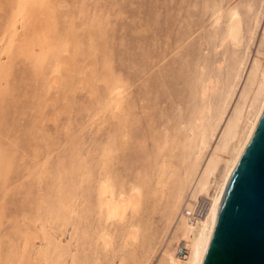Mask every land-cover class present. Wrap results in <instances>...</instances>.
Segmentation results:
<instances>
[{
	"label": "rangeland",
	"instance_id": "rangeland-1",
	"mask_svg": "<svg viewBox=\"0 0 264 264\" xmlns=\"http://www.w3.org/2000/svg\"><path fill=\"white\" fill-rule=\"evenodd\" d=\"M62 1H64V5L62 8L64 11L73 10L75 13L76 34L79 32L77 34L78 43H77L76 56L74 58H72L71 57L72 55H70L69 53L68 54L70 56L69 55L67 56V53L64 54V60L66 63L63 66H61L59 71L56 73L57 77L54 74L55 79H57V78L59 79V77H60L59 81H57L58 79L56 80L59 85L57 84V82H53V81L49 82L50 76L52 75V66H51L52 61H50L49 57H47L45 60L48 62V64H46V65L50 66L51 68L50 67L48 68L47 66H44L45 64L43 65L41 63L42 67L40 66V68H41L42 72L38 69L39 68L38 66H36V69L34 68L36 61H40V60H38V59L36 60L33 58V61H34L33 62L30 59V61L32 62V64L34 66H30L32 64L28 63V65L30 66V67H28V69L30 70L31 67H33L36 70L35 71L32 68L31 71L29 72L30 75L32 74L31 77L33 76L32 79H34V77L36 76L35 74H37L39 71L41 73L39 72L40 74L38 73L37 76H43L45 74V73L42 74L44 71V69H43L44 67H47V69H49V71H51L48 75L46 73V75H47L46 78H45L46 75L43 76L44 81H46L48 79V81L43 82V83H44V85L47 84V87H49V91H48V88L46 86L45 87L43 86V83L40 84V86H39V83L32 82V79L29 81L25 80V82H28L30 86H32V84H34L31 87L32 89L29 86V88L27 89L28 91H25V93L27 95H25V93H22L19 97H14V98H11L10 100H8V98L6 99V103L11 102V104L15 103L16 105H18V107H19L18 110H17V106L15 104L13 105V108H10V109H12L11 114L14 116L17 114L16 116H17V119H19V120H17L16 116H15V117H13V119L17 120V121H14V120H11V121L13 123L18 122V123H16V125L14 124V126L16 127V129L14 127L15 131H17V132L23 131V133L28 134L27 137L29 138V140H28V145H27L28 148L27 149H29V146H30V149L28 151H26L27 153H24L23 155L19 154L21 149L18 147H16V149H19V151L16 150L15 148H12V150H11L12 152L14 151V154L15 153L17 154L16 156L13 154V156H15L14 160H15L16 164L19 167H21L22 170H23V168H25L26 172L28 171L27 173L29 176L26 178V181H25L29 187V188L26 187V189H28L27 190L28 193L22 194L21 196H15L14 199H15V201H17L18 199L24 198V200L27 199V201L30 202V204L34 203L31 205V206L34 205L33 208L27 207L28 213H26V215L28 214L27 216H29V215L34 216V214H35L36 216H34V219L37 217L38 214H39V217L42 216L40 218H41V221H42V218L44 219L42 221L43 228L45 229V231H47L44 233H46V234L48 233V235H49L51 232L53 234V240L54 239L56 240V242L54 240L55 243L53 245L51 244V248H50V246L46 245L47 243L45 244V241L47 238L48 241L52 242V239H51L52 234H50L51 238H50V236H48V235L46 236V234H43L42 236L45 235L44 236V238H45L44 244L47 246V247H44V249L49 247L48 251H50V254L53 251L52 249H54V251L51 254L53 256H51V255L48 256V252L46 251L47 253L44 252V254L47 256V258H45L43 256V254L41 257V253H38L36 255L34 251L30 250V251H32V253L30 252L28 254V256H29V257L27 256L28 261H29V258L31 256L30 260H32L33 258H34L33 260H35V261H33V264H40V262H41V264H43V263L47 264V262H48V264H51L54 261H56L57 264H62L63 263L62 261L64 259H67V256L65 254L67 253V255H68V253H70V254L73 253V254H75V257L72 254L74 257V264H79V263L80 264H119V263L120 264H158L160 254H161V248H162V247H159L158 244L159 245L161 244L160 242H162L161 240H163L162 238L164 236L163 233L166 230H168V228L171 224L170 222H172V221H169V218L165 220V217H164V216H166V218H167V216H169V215H167L166 212L168 210V213H169L171 211V206L173 205L172 199H174V198H172V197L175 194V193L173 194V192L175 191V189H174L175 186H173L172 183L174 181H175L173 183L174 185L177 183H180V180L183 177V173H184V169H185V167L183 166L184 163L179 165L180 163H177V162L179 161V159L181 161L182 153L184 156L186 153L185 150L188 149L187 147H189L188 142H186L185 138H183L184 136L180 137L181 136L180 133L176 134V132H177L176 127L173 128L174 131L172 129V133H171V131H170L171 126L168 125L169 126L168 127L167 125H165L163 123L167 118L165 115H167V116L169 115L168 111L171 108L170 105L172 106V102H176L173 104L174 106L172 107V109L175 107L176 104H180L182 106L183 110L186 111L184 113L185 114L184 116L185 117L187 116L188 118H190L187 115V111L192 110L193 104L189 105V103H191L190 101L192 100V98L190 97L191 94L188 93V92H190V90L187 92V89L189 88L192 90L193 86H191L192 87L191 88L190 85H188V83L190 81L189 82H187V81L188 80L193 81V79L195 77H193V76L190 77L191 75L189 74V72H187L189 79L186 78V75H185L186 71L183 70L184 65L186 67H188L187 71H191V73L195 74V76L197 77L196 72H198V71L200 72V70H198L199 67L197 69L196 65L200 66V63H202V65H203V63L206 62L207 64H204V65L205 66L207 65L208 72H210L209 70H211L212 73H214V74L216 73V70H215L216 68H214L215 67L214 62L219 59L218 56L216 55V53L219 55V57L221 56L220 59L225 57L222 59V60L226 61V62H224L226 65L223 64L221 66L222 72L224 71L223 67H225V71H226V68L229 64L231 65V63H232V65H234L233 63H236L234 60H236L238 55H241L240 57H242L243 53L246 52V50H245L246 47H248V50H250L249 52L251 54H253L256 50V47H255L256 42L258 41L257 40L258 34H259L258 29L260 28V26H262V24L264 26V12H263L264 6L262 5L261 6L262 8L260 7L258 10V13L262 16L259 15V25L260 26L258 27V29H257L258 31H257L255 37L253 38L254 40L253 39L251 41L247 40V39H249V37L247 35H245L244 42L242 41V44H239L237 47H233L231 45L225 44L226 45L225 48L224 47L223 48L218 47L217 49H214L215 43L217 41L214 40L215 39L214 36L211 35V33L209 32V29L207 27V24L204 22L205 19L202 18V15H201L202 11L201 10L203 8L199 10V7L203 6V3H204V1H202V0H60L59 2H62ZM192 1H193V3H192ZM200 1H201V3L203 2L202 5L200 4ZM238 1H242V0H238ZM71 2H73V3H71ZM191 4H192V6H191ZM243 6H244V4H243ZM242 7H241V10H242L241 13L244 14L246 12V9H245V7L242 9ZM199 13H201V14H199ZM164 20H165V22H164ZM186 24L188 25V27L186 26ZM200 24H202V25H200ZM84 40H85V42H84ZM252 41H254L255 44H253ZM210 45H212V46H210ZM158 50L163 51V54L161 57L163 60L161 63L162 65L155 70L153 69L154 71H151L152 69H150V68H149L150 70L147 71L148 67H146V65H148V64L150 65L151 63L146 62L144 55H143L144 52H146L150 56H153L154 54H156L158 52ZM77 52H78V54H77ZM153 52H155V53H153ZM223 52H225V53H223ZM221 53L224 55H222ZM75 58H76V61H75ZM69 59L71 62L69 61ZM143 59H144V61H143ZM214 59H216V60L214 61ZM229 60H230V62H229ZM46 61H44L43 63H45ZM74 61L76 62L75 68H73L74 63H75ZM211 62H213V63L211 64ZM4 63H6V59L2 55L0 57V66L3 65ZM70 63L73 64L72 65L73 67L71 66ZM187 63H189V64L186 65ZM210 64H211V68H212V65L214 64L213 65L214 69L209 68ZM36 65H38V64H36ZM135 65H136V67H135ZM204 65H203L204 69H207V68H205ZM162 66H164V67L166 66L165 67L166 70H164L165 68H162ZM168 67H170V68L173 67V69H170L173 72L169 71ZM193 67H196V68H193ZM180 68H182V69L180 70ZM189 68H190V70H189ZM131 69H132V71H131ZM160 69H162V70H160ZM37 70H39V71H37ZM62 70L63 71L65 70V72H63ZM192 70L194 71V73ZM213 70H215V71H213ZM45 71L49 72L47 70H45ZM127 71L129 72L131 79L134 81L133 85L136 83L134 86L131 85V87H129V89H128L127 84L125 85V83H124L125 81L127 82V80H125V79H127V76H128ZM140 71L141 72L143 71V73L141 74ZM155 71H156V73H154ZM167 71H169L170 74L172 73L173 79H170L171 77L170 78L167 77V75L170 76ZM179 71H182V73L178 74ZM61 72L64 75L66 73V76L63 80L61 79V77L63 76ZM150 72L152 74H150ZM184 72H185V74H183ZM68 73L69 74L72 73L73 75L72 74L69 75ZM139 73H140V76H142V77H141V80L138 82L137 77H138ZM153 73L155 74V77H154L155 81H157L156 75H157V79H158L160 74H161V77L166 75V77L169 79L166 82L163 79L164 77L163 78L160 77V79H163L162 81H164V83L166 82L165 84L162 81L160 83L164 84L165 87L167 88L165 91H167L168 93H166L165 91H163V92H165L166 96L169 98H167L165 96L163 98L162 94H164V93H162V94L160 93L163 90V89L162 90L160 89L161 88L160 85H162L159 83L160 79H158V81H157L159 83V85H157L158 83L154 84L155 82H153L154 80L152 78L153 77L152 75H154ZM147 74H150V76H148ZM177 74L179 76L183 74V77L185 76V78L179 77ZM67 76H70L71 78L68 79L69 77L67 78ZM113 77L115 80L113 79ZM135 77H136V80L134 79ZM178 77L183 78V79H179ZM72 78H73V80H72ZM66 79L69 82L70 81H72V82L69 83ZM112 79L114 80L113 82H112ZM185 79H187V81ZM181 80H183V81L181 82ZM61 81H64V82L66 81L67 85H65L66 82L64 83ZM184 81H185V83L187 82V84L183 83ZM25 82L23 81L24 84H25ZM140 82H141V84H140ZM49 83H51V85ZM61 83L64 84L63 88L61 87L63 85V84L61 85ZM68 83L71 86H69ZM118 83L119 84L121 83L120 85H118L120 87V89L117 86ZM74 84H75V86H74ZM179 84H181V86ZM164 85H162V87H164ZM185 85H188V86H185ZM191 85H193V83ZM41 86L46 88L48 92L46 90H43L44 88H42ZM121 86H123V87H121ZM132 86H133L134 91H138V89L140 88V90H144V92H145L144 97H146V99H145L144 103H140V105L143 104L144 106H146V100L148 103L149 98H151L149 101L153 100L151 103H154V104L150 103L151 105H157V106H150L147 104L148 106L145 107V108H148L147 110L150 111V113H151V114H149V116H151V115L155 116L154 119L152 118L153 121L151 120L152 123L154 122L155 124L151 125V123H150L148 128L151 130L152 133H150L148 135V133H145L144 129H142L141 122L139 121V118L136 116V113H135L136 110L135 109L130 110V111H128L127 118L126 117L125 118L128 122H130L131 119L134 120V122L130 123V125H131V131H130L131 135L130 136H132V138L129 136L128 140L126 139V141H125V139H124V141H125V143H124L121 140V137L119 136V137H116V139L114 141L113 138H114V136H116L114 134L115 133L114 129L117 128L118 124H119L118 126H120V124H121V121H120L121 116L120 115L123 112L121 110L119 113H121V112L122 113L118 114L119 116L117 115L116 117H113V113L110 112V111H112L110 108L111 107V105H110L111 101L110 100H112L114 94L116 93L118 99L120 96H122L121 98L123 99V100H119L120 106L123 108L124 104H125L124 108L129 109L130 108L129 105L126 106L127 97H128L127 94H129V92H130L129 90L132 91ZM157 86H158V89H160L159 91L157 89ZM38 87L40 89H38ZM64 87L66 88L65 90H63ZM125 87H127L126 89L128 91L126 89H124ZM143 87H145V88L143 89ZM53 88H56V89H53ZM58 88H60V89H58ZM154 88H156V90ZM34 89L35 90L38 89V90L35 91ZM68 89L70 91H67ZM30 90H32V91H30ZM40 90L43 92L45 91L44 94L46 92L47 93L45 95H42L43 92H41ZM116 90H117V92H116ZM152 90H154L153 93H156V94H152ZM175 90H176V93H174ZM29 91H30V93H29ZM40 92H41V96L43 98L39 97ZM157 92H159V93H157ZM28 93L30 95H28ZM59 93L62 94L61 97H58V96H60ZM54 94L57 95V97H58L57 100H56L57 97ZM67 94H68V96H67ZM167 94L168 95L173 94V95H171L172 96L171 97V96H168ZM175 94L177 96V97H175V99L177 101L176 100L173 101V96ZM62 96H64V97L66 96L65 99L67 98L66 99L67 102H65L63 100L64 97H62ZM154 96H156V98ZM157 96H159L158 98H160V100L157 98ZM187 96L190 97L191 100L189 98H187ZM170 97H171V101H170L171 104L169 102ZM35 98H37V99L42 98V102H41L42 104H40V102H35V101H37V99L35 100ZM53 98H54V100H53ZM60 98H63V99L60 100ZM21 99H24L25 102L28 101L29 104L31 102L32 103L30 105L31 109H33V107H35V105H36L35 103H37L38 105L40 104L42 106V108H41V106H38V110H40L39 108H41V111H38L36 108H34V112H33V110L29 109L28 107L27 108L24 107L26 105L29 106L28 102L25 103L24 100L22 101ZM43 99H46V100H43ZM50 99H52L53 101ZM33 100H34V102H32ZM55 100H56V102H54ZM155 100H156V104H155ZM18 101H20L21 103ZM38 101H41V99ZM59 101H61V102H59ZM47 102L49 105H48V108L46 105V108H47L46 109L45 106L43 107V104H47ZM121 102H123V103H121ZM57 103H58V105H57ZM66 103L69 105H66ZM162 103H163V105H162ZM187 103H188V105H185ZM19 104H20V106H19ZM121 104H123V105H121ZM136 104H137L136 102H133L130 105L132 106V108H134L135 107L134 105H136ZM109 105H110V107L108 108ZM50 106H53V107H50ZM191 106H192V108H191ZM69 107H71V109H68ZM152 107L153 108L156 107V108L153 109ZM188 107H189V109H188ZM23 108H24L25 112L27 109H29L28 110L29 113L26 112V114H25V112L23 110L20 111V109H23ZM53 108H54V110H53ZM62 108H64V110ZM106 108H107V110H106ZM97 109H98V111H97ZM152 109L155 110V114H152V113H154ZM167 109H168V111H165ZM99 110H101V111H99ZM108 110H109V112H107ZM15 111H17V113ZM22 111L24 113H21ZM161 111L164 112V114L161 113L163 115L160 114ZM190 111H189V115L192 113V112L190 113ZM39 112L43 115H41ZM165 112H166V114H165ZM170 112H171V109H170ZM34 113H36V114H34ZM38 114H40V115L38 116ZM29 115L30 116L36 115V116L35 117L31 116V118H30ZM108 115H110V116H108ZM24 118L25 119L27 118V120H25ZM107 118H109V120ZM22 119L25 120L26 123ZM115 119H118V120H115ZM186 120L188 121L189 119H186ZM114 122H116V124ZM110 123H112V124L110 125ZM162 123L165 126L162 127ZM31 124H32V126H31ZM36 124H38V125H36ZM135 124H136V126L134 128ZM156 125H157V127H156ZM1 127H3V129H4L5 126H1ZM39 128H40V130H39ZM141 129H142V132L140 133ZM165 129L169 130V133H168L169 139H168V143L166 145H163ZM26 131H28V132H26ZM145 134H147V136ZM141 136H143V137H141ZM145 137L147 139H145ZM139 139H140V141H139ZM141 139H143V140L141 141ZM116 140H117V143H116ZM176 140H178V142ZM181 140H184V141H181ZM31 141H33V142H31ZM51 141H52V143H51ZM118 141H119V143H118ZM147 141H148V143H146ZM35 142H37V143H35ZM175 142L179 143V144L176 143L177 147H176ZM181 142L183 143L182 146H181V144H182ZM120 143H121V146H123V144L126 146V144H127L126 148H124V146L121 148ZM137 143H138V145H137ZM33 144H35V146ZM147 144H148V146H147ZM171 144H172V146H171ZM187 144H188V146H187ZM117 145H119V147ZM174 145H175V147L173 148ZM169 146H171V147H169ZM178 146H179V148L181 146V148L178 149ZM120 148L121 149L124 148V149L121 151ZM139 148H141L140 151L144 152V153H140L138 151ZM160 148H162V149H160ZM108 149H109V151L113 152L114 156L112 155L111 152L108 151ZM150 149L152 150V153H151ZM181 149L183 150V152L181 151L182 153H179ZM165 150L168 152V156H167V154L164 155ZM171 150H172V152H171ZM105 151H106V154H105ZM27 154H30V155H27ZM101 154H103V155H101ZM108 154H111V156ZM161 154H162V156H161ZM172 154H173V156H172ZM33 155H34V157H33ZM178 155H180L181 158ZM20 156H23L22 160H21V161H24L23 164L19 160V158L21 159ZM26 156L29 157L28 159H26L28 161L27 163H25L26 162L25 161ZM41 156H42V158H41ZM156 156L158 157L159 160H157ZM163 156L164 157L166 156V157L164 158ZM169 156H170V158H168ZM171 156H172V158H171ZM94 157H95V159H94ZM103 157H106V158H103ZM138 158L140 161L138 160ZM150 158H152V160H150ZM167 158H168V160H167ZM176 158L178 160L177 162L175 161ZM96 159H99V160H96ZM58 160H59V162H58ZM153 160H154V162H153ZM163 160H165V165L162 164ZM30 161H31V163H30L31 166L29 165ZM39 161H41L42 163ZM106 162L108 165H106ZM109 162H112V163H109ZM166 162H167V164H166ZM35 163H36V166H35ZM77 163H81L82 166L80 164L78 166H76ZM102 163H103V165H101ZM149 163L151 165H152V163H154L153 164L154 167H153V165L152 166L149 165ZM175 163L177 164V166ZM32 164L34 165V167H32ZM158 164L160 166H158ZM40 165H41V167H40ZM145 165H147L148 167ZM168 165L170 166V168L172 170H174V168H176L175 171L170 170ZM79 166L83 167V168H80ZM178 166H180V167L182 166V168L180 169V167L178 168ZM78 167L80 169H83V170L80 171V169ZM111 167H112V171L110 172ZM141 167H142V169H140ZM144 167H146V169ZM157 167H160L159 168L160 170ZM161 167H162V169H161ZM34 168L37 171L40 170L39 172L34 171L35 174H36V172L38 174H40V172H41L42 175L44 173V175H43L44 177L41 174L40 175L37 174L38 177L34 176L35 174L32 171V170H34ZM77 168L79 171L77 170ZM91 168H92V170H91ZM155 168H156V172H155ZM43 169L45 170V172ZM147 169H149V171H147ZM168 170H169V172L171 171L173 174L167 176V174H169ZM220 170H222L221 167H220ZM142 171H143V173H142ZM163 171H165V173ZM154 172H155V174H157L156 176H155ZM162 172L164 173V175H161V174H163ZM175 172L176 173L179 172V173L175 175ZM220 172H218L215 175V177L217 179L219 178L217 176H219ZM29 173L30 174L32 173L31 174L32 176H30ZM87 173H88V176H87ZM96 173H97V175H95ZM101 173H102V175H105V177H107V181L109 182V186L111 185L110 186L111 191H109L110 192L109 195L112 193V195H110L111 197L116 198V199L117 198L119 199V197L121 199V197H123L124 199H127V197L129 198L130 196L136 197V195L137 196L140 195L139 196L140 199H138L139 200L138 201L139 206H137L136 209L134 208V210H136V212H137V213L135 212L136 214L131 213V212H134L133 210H127L126 213L123 212L126 215V216L125 215L123 216V217H125L126 220L124 219V221L121 222V219L119 218L120 221H119V219H117L119 222L118 221L114 222V221H108L106 215L103 214V212H100V209H99V206H100L99 202L100 201L98 200V194H97L98 191H96V190H98L99 182H100L99 181L100 178H97V176L100 175V177H101ZM111 173H112V176L109 175ZM89 174H90V176H89ZM159 174H160V176H159ZM58 175L61 177H59ZM153 176H154V178H153ZM177 176L180 177V180H179V177H177ZM35 177L37 179H35L36 182H34V185L36 183L37 184L34 186L32 184H33ZM41 177H43V179H44L43 182L39 181L42 179ZM81 177H82V179L80 180ZM31 178H33V179H31ZM109 178L112 179L111 183L109 181L110 180ZM83 179L85 180V182H83L84 181ZM156 179L157 180L160 179L163 182L162 185H160V186L158 185L159 187L157 186L158 181ZM119 181H120V183H119ZM114 182H116V183H114ZM30 183H32V184L30 185ZM169 183H171V185H169ZM119 184H121V185H119ZM128 184H130V185H128ZM155 184H156L157 188H155V186H154ZM164 185H166V189L173 186V191L171 188H169L171 190L170 192L168 190H167L168 192L165 191ZM36 186H37V188H36ZM162 186L164 189L163 188L161 189ZM178 186H179V184L176 185V187H178ZM32 187H33V192H32V189H30ZM29 189H30V191H29ZM37 189L39 191H37ZM112 189H113V192H112ZM155 189L158 191H156ZM44 190H46V191H44ZM154 190L156 192H158V194ZM74 191H77V192L74 194ZM164 191H165V193L166 192L167 193L165 194ZM33 193H36L35 194L36 196ZM58 193H60L59 194V196L61 195L60 197L58 196ZM168 193H171L170 197H171V202H172V205H170L171 204L170 203L169 207H168L167 203L170 202V199H169L170 197H168V198L165 197V196L169 195ZM39 194H41L42 196L45 194L44 195L45 197L43 196L44 199ZM78 194L79 195L81 194V195L79 196ZM212 194H213V190L211 191L210 195H212ZM46 195H47L48 200L46 199ZM72 195H74L73 200L75 199L76 196H79L80 199L78 197H76V199L73 201L71 199ZM95 195L97 196L98 201L97 200L95 201V199H96ZM83 196H84L85 202L83 201ZM51 197L54 198L53 201L55 200V203L58 205L60 204L59 198L61 199V197H62L61 203L62 204L65 203V204H64V206H62L63 208L61 207V205H59V206L64 210V212H62L61 208H58L60 210V212H59V210L56 208L58 206H53V205H55V203L52 202ZM94 197H95V199H94ZM161 197H163V200H161L162 199ZM185 197H186V195H184V198ZM37 198H42L43 203L46 201H51L53 203L52 204L51 202H49V203L46 202L44 204L46 205L48 203V204H51V207L53 206L56 208V209L54 208L55 209L54 212L56 211L55 214L53 213L54 217L52 216L53 214H51V212H53V210L50 212L51 209H50L49 205H47L48 207H46V208H47V210H48V208L50 210L49 211L45 210L48 212L45 214V211H44L45 205H42V206L37 205V200H38ZM81 198H82V200H81ZM159 198H160V200H158ZM33 200H35L36 202ZM77 200H79V201H77ZM70 201H72V202H70ZM75 201H77L78 203L80 202L79 204L77 203L78 205H76V208H78V206H79L78 209L75 208V203H76ZM161 203L166 204L167 209L165 207L166 205L162 206ZM141 204H142V206H141ZM206 205H207V203H206ZM38 206L40 207L39 211H38V209H39ZM135 206H136V204H135ZM71 207H72V209H71ZM66 209H68L67 210L68 213L66 212ZM169 209H170V211H169ZM75 210H77V211L79 210V211L75 212ZM32 211H34V212L38 211L39 213L38 212L34 213ZM41 211L44 212V214H45V215L43 214L44 216L41 215L43 213V212L40 213ZM127 212H128V215H127ZM66 213H67V215H66ZM130 213L133 216H130L131 215ZM162 213H165L166 215L162 214ZM2 214H4V216H6V219L5 218L3 219V223H4L7 220H12L13 219L12 217H14L15 213H14L13 209L9 207V205H6V207L4 208V211H2ZM79 214H81V216ZM63 215H66L65 219H64ZM162 215H164L163 216L164 220L162 219L163 218ZM33 216H32V218L28 217V219H30V220L32 219L28 223H31L34 220ZM45 216L46 217L49 216L48 219ZM73 216L75 219L73 218ZM100 216L101 217L103 216V219L102 218L100 219ZM39 217H38V219H39ZM49 218L51 221H48ZM58 218L61 220H59ZM84 218H85V221H84ZM46 219H47L48 223L51 222L53 224L49 223L50 225L48 224V226H47ZM71 219L76 220L74 222L78 223L75 226L77 227L79 232L77 231L76 227L73 226L74 225L73 220L71 222L72 224L69 223L68 227H66V225L68 224L69 221H71ZM18 220H20V219H18ZM35 220H37V218ZM63 220H65V222H66L65 226H64L65 222H63ZM167 220L169 221V226H167V223H166ZM58 221H61L60 222L61 224L57 225ZM32 223H33V225H36V223L35 224H34V222H32ZM32 223L29 225H32ZM110 223H112L111 224L112 226L109 225ZM44 224H46V227L44 226ZM54 224H56L57 227L56 228L53 227V228L54 229H57L58 227H59V229L61 228L60 229V230H62L61 233H64V234H61L60 230H58V229H57L58 231L55 230V232H57L58 234H56L54 231H52L54 229L51 227V225L54 226ZM71 225L77 231V232L75 231L76 232L75 234L78 236V238L75 234H73L74 230H73V228L71 229ZM160 225H162V226H160ZM163 225L166 226V227H164L165 230L163 229ZM62 226L64 229L62 228ZM35 227L37 228V226H35ZM134 227L137 231L134 230ZM44 229L38 227L36 229V232L39 231V232H37V234L38 233L42 234L43 233L42 231ZM129 229H131V231H134V233L136 234V238H137L136 241L133 244H130V245H132L131 247L135 251H133L132 248L130 250L129 242H127L128 238H126V236H127L126 234H128V231L131 232ZM162 229L164 231H162ZM64 231H66V232H64ZM70 231H73V233H72L73 236H72V234L68 233ZM157 232H158V235H156ZM84 233H86V235ZM138 233L140 234V237H139ZM151 233L153 236L151 235ZM154 233H156V234H154ZM9 234H10V232H9ZM12 235L13 234H11L10 236H6L7 240H6V238H4V242H7L8 240H10L8 243H6L7 245L10 244V246H11V243H12L11 241L13 240ZM69 235H70V237L71 236L73 237L72 240L68 239ZM161 235H163V236H161ZM36 236H37V238L34 237L36 240L34 243L31 239L28 241V243L30 242L31 246L34 244L39 245L38 242H40V241L38 240V235H36ZM54 236H55V238H54ZM48 237H49V239H48ZM160 237H162V238L160 239ZM34 238H32V239H34ZM57 238H58V241H59V238L61 239L58 242L59 244L61 243V241L63 244H65L67 242V239H68V242L66 243V245L62 244L64 252L62 249L60 250L61 252H59V251L56 252L57 250L55 249V247H53L54 245L56 246V244H57ZM74 238H76L75 240H77V241H75V240L73 241ZM150 238H151L152 242H154L153 241L154 239L157 241V246L155 247V250L153 252L151 251V250H153V243L151 244V246H149L150 248H147V249L145 248L146 245L151 243ZM100 239H102L104 241H101ZM147 239H148L147 243L149 241L150 242L148 244H144ZM70 241L72 242V244L73 243H76V244L72 245V244H70L71 243ZM108 242L110 244H108ZM142 243L144 246L141 245ZM6 244L4 243V247H9V246H6ZM78 244H80V247ZM106 244H107V246H106ZM182 244H184V243H182ZM36 245H35V249H37ZM48 245H49V243H48ZM76 245H78V246L76 247ZM179 245H181V244H179ZM68 246H69L70 250L68 248L66 249V247H68ZM71 246H72V248H71ZM123 246H125V247L123 248ZM140 246H141V249H139ZM143 247L145 249H143ZM77 248L79 249L78 251L76 250ZM137 248L139 249V251ZM149 249H151V250H149ZM172 249L175 251L174 252L175 257L178 258L181 262H184L186 260L185 257H180L178 255V253H177L178 252V245L173 243ZM72 250H74V251H72ZM145 250L147 251V254H146V252H144ZM62 252H63V254H62ZM154 252H156V253H154ZM54 253H55V255L58 253L59 256L63 255L61 260H59V263L57 262L58 261L57 255L55 256ZM143 253H145V254L143 255ZM148 253H151V255L149 254L150 255L149 256ZM95 254H97V255H95ZM153 254H155V255H153ZM146 255L148 256V258L146 257ZM152 255H153V257H151ZM187 256L188 255L186 254V257ZM50 257L52 258L53 261H51ZM15 258H17V259H15V261H16L20 257L17 256ZM44 258H45L46 263L44 262ZM53 258H55V259H53ZM68 258H69L68 260H64V261L65 262L67 261L66 264H71L70 256ZM150 258H152V259H150ZM48 259H50L51 263H49ZM149 259L151 261H149ZM38 261H39V263H38ZM79 261H81L82 263ZM34 262H37V263H34ZM65 262L63 264H65ZM56 263H54V264H56ZM29 264H30V261H29Z\"/></svg>",
	"mask_w": 264,
	"mask_h": 264
},
{
	"label": "bare ground",
	"instance_id": "bare-ground-1",
	"mask_svg": "<svg viewBox=\"0 0 264 264\" xmlns=\"http://www.w3.org/2000/svg\"><path fill=\"white\" fill-rule=\"evenodd\" d=\"M59 1L58 0H0V57L3 55L5 57V59H6V63H4L3 65L0 66V264H29V261H30V264L31 263L33 264V261H35V260H33L34 258L32 260H30V258H31V256H30L29 261H28V258H27L28 254L30 252L32 253V251H34L36 255L38 253H41V257H42V254H43V256L45 258H47V256L44 254V252L47 251L48 252V256H49L54 251V249H52L53 251L50 254V251H48V248L49 247L44 249V247H47V246H50V248H51V244L53 245L56 242V240L54 239L55 240V242H54V240H53V234L51 232H50V234H52V238H51L50 234L48 235V233L47 234L44 233V232H47V231H45V229L43 228L42 221L44 219L42 218V221H41V218H40L42 216L39 217V214H38L37 217H36L37 220H35L36 218L34 219V216H36V215L34 214V216L33 215L32 216H33V219L35 221L33 220L32 222H34V224L36 223V225H33L32 222L31 223H32L33 226L32 225H29L31 223H28V222H30L32 220V219L31 220L28 219V217L29 218H32V216H30V215L27 216L28 214L26 215V213H28L27 207L28 208H31V207L33 208L34 205L33 206H31V205L34 204V203L30 204V202H28L27 199L24 200V198L18 199L17 201H15V199H14L15 196H21L22 194L28 193L27 192L28 189H26V187L27 188H29V187H28V185L26 184L25 181H26V178L29 177V176H28V173H27L28 171L26 172L25 168L22 167L23 168V170H22L21 167H19L16 164V162L14 160L15 159L14 157L17 154L16 153L14 154V151L12 152L11 150H12V148H15L16 149V147H18V148L21 149V151H20L21 153L19 152V154L20 155H23L24 153H27L26 151H28L30 149V146H29V149H27L28 148L27 147L28 140H29V138L27 137L28 134L23 133V131H20V132L15 131L16 127L14 126V124L16 125V123H18V122L13 123L11 120H14L13 117H15L17 114L15 116L12 115L11 114L12 109H10V108H13V105L15 103L14 104L13 103L11 104V102L9 103L8 101H7L8 103H6V99L8 98V100H10L11 98L19 97L22 93H25V91H28L27 89L29 88L30 85H29L28 82H25V80H28L29 81L33 77V76L31 77L32 74L30 75V73H29L33 67H31L30 70L28 69V67L34 66L32 64V62H31V61H33V58L36 59V60L37 59L40 60V61H36V64H38V65L35 64V67L34 68L36 69V66H38L39 67L38 69L41 71L40 66L42 67V64L43 65L45 64L44 66H47L46 64H48V62L45 59L47 57H49L50 61H52V65H51L52 66V75L50 76L49 82H52V81L53 82H57V81H59L60 77H59V79L57 78L58 79L57 80V79H55V75L59 71L60 67L63 66L66 63L65 60H64V54L67 53V56L70 54V55H72L71 56L72 58H74L76 56L77 43H78L77 34L79 32L76 34L75 13H74L73 10L64 11L62 9L63 8V5H64V1H62V2H59ZM202 1H204V3L202 2L203 3V6H200L199 5L200 6L199 7V10L203 8L201 10L202 11V14L201 13H199V14H201L202 15V18L205 19L204 22L207 24V27L209 29V32L211 33L212 36H214V38H215L214 40L217 41L215 43L214 49H217L218 47H221V48L224 47L225 48L226 45H231L233 47H237L239 44H242V41L244 42L245 35H247L249 37V39H247V40L251 41L255 37L257 31L259 30L258 39H257L258 41L256 40L257 41L256 42V46H255L256 47V50H255V52L253 54H251L249 52L250 50H248V47H246V49H245L246 52H244V53L242 52L243 53L242 57H240L241 55H238L237 56L236 55L237 53L235 52L236 53L235 55L237 56V58H236V60H234V59L233 60L236 63H233L234 65H232V63H231V65L229 64L227 66V68H226V71H225V67H223L225 72L224 71L222 72V70H221V68H222L221 66L223 64H225L224 62H226V61L222 60L225 57H223L222 59H220L221 56L219 57V55L217 53H216V55L218 56L219 59L218 58H217L218 60L214 59V61L216 60L214 62L215 65L213 64L215 67L212 65V68L213 67L216 68L215 69L216 70V73L215 74L212 73L211 70H209L210 72H208L207 65L206 66L204 65V64H207L206 62L203 63V65L207 69H204L202 63H200V66L199 65H196L197 66V69L199 67L198 70H200V72H199L196 69L199 73L195 71L197 73V77L195 76V74H192L191 71H187L188 70V67H186L184 65V68L185 69L187 68L186 70L183 68V70L186 71V74H185V72L183 73V74L186 75V78L189 79L188 78L189 76H188V73L187 72H189V74L191 75L190 77H192V76L195 77L194 79L192 78L194 82L191 81V80H188L187 81V79H185L187 82H189V81L191 82V83L189 82L190 84L188 83V85H190V87L193 86V88L191 87L192 90L189 89V88L187 89V92L190 90V92H188V93L191 94L190 97L192 98V100L188 96H187V98H189L191 100L190 101L191 103H189V105L190 104H193L192 105L193 108L191 106V108H192L193 111L192 110L191 111L188 110L187 111V115L190 118H188L187 116H186L187 117L186 118L184 116L185 115L184 113L186 111L183 110L182 106L180 104H176L175 107L172 109V107L174 106L173 104L176 103V102H172V106L170 105L171 112H170V109H169V111H168V109L165 110V111H168L169 112V115L168 116L165 115L167 118H166V120L163 123L165 125H167V126L168 125L171 126L170 127L171 128V130H170L171 133H172V129L176 127V129H177L176 134L180 133L181 134V136L179 135L180 137H183L184 136L183 138H185V141L188 142L189 147H187L188 149L185 150L186 153H185L184 156H183V153H182L183 150L182 149L180 150L179 153H182V155H181L182 158L180 157V155H178L181 158V161L179 159L180 162L177 160V158L175 160L176 162L178 161L177 163H180L179 165H181V164L184 163L183 166L185 167V169H184L183 177L181 178V180H180V177L177 176V177H179V180H180V183H177V184H179L178 187H176L177 184H175V185L173 184L175 181L173 183L171 182L172 185L175 186V188H174L175 191L173 192V194L174 193L175 194L172 197V198H174V199H172L173 200V205H172L171 197H170V194L172 192L171 193H168L169 194V195L167 194L168 196H165L163 194L167 198L170 197L169 198L170 199V202H168L169 201L168 200L167 201L168 202L167 204H168V207H169V204L170 203H171L170 205H172V206H171V211L169 209V211L171 213L170 212L168 213V210L166 212L167 215H169L170 217L167 216V218H166V216H164V215H162V217L164 216L165 217V220L169 218V221H172V222H170L171 224L169 226V221L168 220H167L168 222L166 221L167 226H169V228H168V230L165 231L166 233L165 232L163 233L164 236L161 235V236H163V238L160 237V239L162 238L163 240H161L162 242H160L161 243L160 244L161 246L158 244L159 247H162L161 248V254H160V258H159L158 264H202V261H203V258H204V255H205V252H206V249H207V246H208V243H209L211 234L213 232V229H214V226H215V222H216V218H217V215H218L220 206L222 204V201H223V198H224L226 189L228 187L229 181L231 179V176H232V174L234 172V169H235V167H236V165H237V163L239 161V158L241 156V153H242V151H243V149H244V147H245V145H246V143H247V141H248V139H249V137H250V135L252 133V130H253V128H254V126H255L258 118H259V115H260V113L262 111V108L264 106V26H263V24H262V26L259 25V15L260 14L258 13L259 8L262 5L264 6V0H242V1H238V0H202ZM71 3H73V2H71ZM192 3H193V1H192ZM202 3L200 1V4L201 5H202ZM243 4H244V6H243ZM191 6H192V4H191ZM241 7H242V9L245 7V9H246V12L244 14L241 13L242 12ZM263 12H264V9H263ZM260 16H262V15H260ZM164 22H165V20H164ZM200 25H202V24H200ZM186 26L188 27L187 24H186ZM259 26H260V28L258 29ZM84 42H85V40H84ZM252 42H253V44H255L254 41H252ZM212 45H210V46H212ZM153 53H155V52H153ZM223 53H225V52H223ZM77 54H78V52H77ZM162 54H163V51H160V50H158V52L156 54H154L153 56H150L149 54H147L146 52H144L143 55H144V58H145L146 62L147 63H149V62L151 63L150 65L149 64L146 65V67H148L147 68L148 70L146 69L147 71H149L150 69H152L151 71H154L155 69L159 68L162 65L161 64L162 61H163L162 58H161L162 57ZM222 55H224V54H222ZM76 58H75V61H76ZM30 59H31V61H30ZM70 59H69V61H70ZM44 61H46L47 63L46 62L43 63ZM143 61H144V59H143ZM229 62H230V60H229ZM28 63L29 64L31 63L32 65L29 66ZM212 63L213 62H211V64ZM188 64L189 63H187L186 65H188ZM211 64H210L209 68H211ZM72 65L73 64H71V66ZM75 65H76V62L74 63V67L73 66L72 67L75 68ZM47 67L49 68L50 66H47ZM47 67H44L43 68L44 71L45 70L49 71V69H47ZM135 67H136V65H135ZM165 67L162 66V68H165ZM34 68H33V70H35ZM168 68H169V71L173 72L172 70H170V69H173V67L172 68L168 67ZM193 68H196V67H193ZM181 69L182 68H180V70ZM39 70H37V71H39ZM160 70H162V69H160ZM164 70H166V68ZM189 70H190V68H189ZM215 70H213V71H215ZM44 71L42 73V74L45 73L43 76H45L46 73L48 75L51 72V71H49V72H46V71L44 72ZM131 71H132V69H131ZM169 71H167V72L169 73L170 76L167 75V77H169V78L171 77L170 79H173L172 78V73L170 74ZM63 72H65V70ZM38 73L35 74L36 76L34 77V79H32V82L39 83V86H40V84H42L43 82L48 81V79L46 81H44L43 76H37ZM142 73H143V71L141 72V74ZM154 73H156V71ZM180 73H182V71H179L178 72V74H180ZM193 73H194V71H193ZM70 74H72V73H70ZM150 74H152V73L150 72ZM150 74H147V75L150 76ZM183 74L180 75V76L178 75V76L179 77H183ZM47 75L45 76V78L47 77ZM62 75L61 76L63 78L61 77V79L63 80L65 78V76H66V73H65V75L62 73ZM127 75H128L127 76V79H125V80H127V82L125 81L124 83H125V85L127 84L128 89H129V87H131V85H133L134 81L131 79L130 74H129L128 71H127ZM152 76H153L152 78L154 80L153 82H155L154 84L158 83L157 81H158V79H160L161 74H160V76H159L158 79H157V75H156V80L157 81H155V79H154L155 74L152 75ZM56 77H57V75H56ZM136 77L134 78L135 80H136ZM141 77L142 76H140V73H139V75L137 77L138 82L141 80ZM163 77H161V78H163L164 81L167 82V80H169L166 77V75H164ZM67 78L70 79L71 77L70 76H67ZM183 78H185V76ZM183 78H179V79H183ZM113 79H114V77H113ZM113 79H112V82L115 80V79L114 80ZM163 79H160L159 83ZM72 80H73V78H72ZM23 81L25 82V84L23 83ZM164 81H162V82L164 83ZM182 81L183 80H181V82ZM61 82H64V81H61ZM70 82H72V81H70ZM187 82L185 83V81H184L183 83L187 84ZM69 83H68V85H69ZM159 83L157 85H159ZM192 83H193V85H191ZM49 84L51 85V83H49ZM57 84H58V82H57ZM62 84L63 83H61V85ZM120 84L118 83L117 86L120 85ZM140 84H141V82H140ZM160 84H162V83H160ZM164 84H162V85H164ZM181 84H179V85L181 86ZM33 85L34 84H32V86ZM65 85H67V82H66ZM162 85H160L161 86L160 89L161 90L163 89V90L160 93L161 94L164 93V94H162L163 95V98H164V96L167 97L166 96V93H168V92L165 91L167 89L165 87V85H164L165 88L162 87ZM188 85H185V86H188ZM32 86H30V88ZM43 86L44 87L45 86L47 87V84L44 85V83H43ZM63 86H64V84L61 87L63 88ZM69 86H71V85H69ZM74 86H75V84H74ZM123 86H121V87H123ZM133 86H132V91L129 90L130 92H129V94H127L128 97H127L126 106L129 105V107H130L129 109L124 108L125 107V104H124V107L123 108L120 106L119 100H123V99L121 98L122 96H120L119 99H118L116 93L114 94L112 100H110L111 101V104L110 103L109 104L111 105V107L109 105L108 108L109 107L111 108L112 111H110V112L113 113V117H116L118 114H121L123 112L120 115L121 116V119H120L121 124H120V126H118L119 125L118 124L117 125V128L114 129V131H115L114 134L116 135L113 138L114 141H115L116 137H119L120 136L121 137V140L125 143L126 139L128 140L129 136L131 135L130 134V131H131V125H130V123L134 122V120H132L130 118L131 120H130V122H128L126 120V118H127V115H128V111L133 110V109L136 110V112H135L136 113V116L139 118V121L141 122L142 129H144V132L145 133H148V135L150 133H152L151 130L148 127H149L150 123H151V125L152 124L153 125L155 124L154 122L152 123V121H153V119H154L155 116L154 115L149 116V114H151V113H150V111L147 110L148 108H145V107H147L148 105H150V106H157V105H151V104H154V103H151L153 100L149 101L151 98H149L148 103H147V100H146V106H144L143 104L140 105V103H144V101L146 99V97H144L145 92H144V90H140V88L138 89V91H134L133 90ZM44 87H42V88H44ZM47 88H48V91H49V87H47ZM118 88L120 89L119 86H118ZM126 88L127 87H125L124 89H126ZM144 88L145 87H143V89ZM38 89H40V88L38 87ZM38 89H36V90H38ZM53 89H56V88H53ZM58 89H60V88H58ZM65 89L66 88L64 87L63 90H65ZM154 89L156 90V88H154ZM157 89H158V86H157ZM160 89H158V91ZM43 90H46L47 91L46 88H44ZM30 91H32V90H30ZM30 91H29V93H30ZM67 91H70V90L68 89ZM153 91L154 90H152V94H156V93H153ZM163 91H165L166 93L163 92ZM41 92H43V91H41ZM41 92L39 93L40 94L39 97H42L41 96ZM44 92H43L42 95H45L47 93L46 92L44 94ZM116 92H117V90H116ZM29 93H28V95H30ZM157 93H159V92H157ZM174 93H176V90H175ZM25 95H27V94L25 93ZM59 95L60 96H58V97H61L62 94L59 93ZM171 95H173V94H171ZM171 95H168V96H171ZM55 96L57 97V95H55ZM67 96H68V94H67ZM58 97L56 98V100L58 99ZM62 97H64V96H62ZM65 97H64V99L63 98H60V100L63 99L65 102H67V100H66L67 98L65 99ZM154 97L156 98V96H154ZM158 97L159 96H157V98ZM171 97L169 99V102L171 101ZM175 97H177L176 94L173 96V101L176 100ZM42 98H38V99L35 98V100L37 99V101H35V102H40V104H42L41 103L42 102ZM167 98H169V97H167ZM40 99H41V101H38ZM158 99L160 100V98H158ZM21 100L23 101L24 99H21ZM43 100H46V99H43ZM50 100H52V99H50ZM53 100H54V98H53ZM56 100L54 102H56ZM18 102H20V101H18ZM24 102H25V100H24ZM27 102L28 101H26L25 103H27ZM32 102H34V100ZM59 102H61V101H59ZM133 102H136L137 103L136 105H134L135 106L134 108H132V106L130 105ZM121 103H123V102H121ZM31 104H32L31 102H30V104L28 102V105L29 106L26 105L24 107H26V108L28 107L29 109H31L30 108V105ZM35 104H36L35 107H33V109H31V110H33V112H34V108H36L38 110V106H41L40 104L39 105L37 103H35ZM155 104H156V100H155ZM170 104H171V102H170ZM46 105H47V108H48V105H49L48 102H47V104H43V107L45 106V108H46ZM57 105H58V103H57ZM66 105H69V104L66 103ZM121 105H123V104H121ZM162 105H163V103H162ZM185 105H188V103L185 104ZM16 106H17V110H18L19 107H18V105H16ZM19 106H20V104H19ZM53 106H50V107H53ZM189 107H188V109H189ZM41 108H42V106H41ZM41 108H39L40 110H38V111H41ZM54 108H53V110H54ZM64 108H62V109L64 110ZM155 108H153V109H155ZM29 109H27L26 112H28ZM68 109H71V107H69ZM21 110H23L25 112L24 108L23 109H20V111ZM106 110H107V108H106ZM121 110H122V112L119 113ZM23 111L21 113H24ZM97 111H98V109H97ZM99 111H101V110H99ZM189 111H190V113L192 112L190 115H189ZM15 112L17 113V111H15ZM26 112H25V114H26ZM107 112H109V110ZM153 112L154 113H152V114H155V110H153ZM161 113L164 114V112H162V111L160 112V114ZM34 114H36V113H34ZM40 114H38V116ZM163 114H161V115H163ZM165 114H166V112H165ZM41 115H43V114H41ZM31 116L35 117L36 115H31ZM31 116L29 115L30 118H31ZM108 116H110V115H108ZM185 118L186 119H189V120L187 121ZM16 119H17V116H16ZM107 119L109 120V118H107ZM17 120H19V119H17ZM17 120H14V121H17ZM25 120H27V118ZM25 120H23V121H25ZM115 120H118V119H115ZM25 123H26V121H25ZM114 123L116 124V122H114ZM163 123H162V127L165 126V125H163ZM111 124L112 123H110V125ZM36 125H38V124H36ZM1 126H5L4 129ZM31 126H32V124H31ZM135 126H136V124L134 125V128H135ZM14 127H15V129H14ZM156 127H157V125H156ZM142 129H141L140 133L142 132ZM39 130H40V128H39ZM173 131H174V129H173ZM26 132H28V131H26ZM164 133H165V135H164V143H163V145H166L168 143V139H169V134H168L169 133V130H166L165 129ZM145 135L147 136V134H145ZM130 137L132 138V136H130ZM141 137H143V136H141ZM124 139H125V141H124ZM145 139H147V138L145 137ZM142 140L143 139H141V141ZM119 141H118V143H119ZM139 141H140V139H139ZM176 141L178 142V140H176ZM181 141H184V140H181ZM31 142H33V141H31ZM37 142H35V143H37ZM177 142H175V144ZM51 143H52V141H51ZM116 143H117V140H116ZM138 143H137V145H138ZM146 143H148V141ZM177 144H179V143H177ZM177 144H176V147H177ZM188 144H187V146H188ZM33 145L35 146V144H33ZM182 145H183V143L181 144V146ZM117 146L119 147V145H117ZM120 146H121V143H120ZM123 146H124V148H126L127 144H126V146L123 144ZM123 146H121V148ZM147 146H148V144H147ZM171 146H172V144H171ZM171 146H169V147H171ZM181 146H180V148H181ZM174 147H175V145L173 146V148ZM180 148L178 146V149H180ZM123 149H121V151ZM140 149L141 148H139L138 151L140 153H144V152H141ZM160 149H162V148H160ZM16 150L19 151V149H16ZM166 150H165L164 155L167 154V156H168V152ZM108 151H109V149H108ZM109 152H111L112 155H113V152L112 151H109ZM171 152H172V150H171ZM151 153H152V150H151ZM13 154L15 156H13ZM103 154H101V155H103ZM105 154H106V151H105ZM173 154H172V156H173ZM27 155H30V154H27ZM34 155H33V157H34ZM108 155L111 156V154H108ZM161 156H162V154H161ZM172 156H171V158H172ZM20 157H21V159L19 158V160L23 164L24 161H21L23 156H20ZM28 158L29 157H27V156L25 157V161H26L25 163L28 162L26 160ZM41 158H42V156H41ZM103 158H106V157H103ZM168 158H170V156ZM168 158H167V160H168ZM94 159H95V157H94ZM96 160H99V159H96ZM138 160H139V158H138ZM150 160H152V158H150ZM157 160H159L158 157H157ZM41 161H39V162H41ZM58 162H59V160H58ZM153 162H154V160H153ZM30 163H31V161L29 162V165H30ZM109 163H112V162H109ZM79 164L81 165V163H77L76 166H78ZM153 164L154 163H152V165ZM162 164L165 165V160L162 161ZM166 164H167V162H166ZM101 165H103V163ZM106 165H108L107 162H106ZM149 165H151V164L149 163ZM35 166H36V163H35ZM145 166H147V165H145ZM158 166H160V165L158 164ZM176 166H177V164H176ZM32 167H34L33 164H32ZM40 167H41V165H40ZM153 167H154V165H153ZM179 167L180 166H178V168ZM220 167H221L222 170H220ZM78 168H77V170H78ZM80 168H83V167H80ZM144 168L146 169V167H144ZM157 168L159 169L160 167H157ZM169 168H170V166H169ZM181 168H182V166L180 167V169ZM140 169H142V167ZM161 169H162V167H161ZM175 169L176 168H174V170H172L170 168V170H172V171H175ZM81 170H83V169H80V171ZM91 170H92V168H91ZM32 171L34 172V171H37V170H35V168H34V170H32ZM39 171H37V172H39ZM111 171H112V167H111L110 172ZM147 171H149V169H147ZM37 172H36V174L34 172V174H35L34 176H36V177H38V175L41 174V172H40V174H38ZM44 172H45V170H44ZM155 172H156V168H155ZM155 172H154V174H155ZM163 172L165 173V171H163ZM168 172H169V170H168ZM218 172H220V173H219V176H217V177H219L217 179L215 177V175ZM142 173H143V171H142ZM164 173L161 174V175H164ZM178 173L175 172V175L178 174ZM31 174L29 173L30 176H32ZM171 174H173V173L170 171L169 174H167V176H169ZM43 175H44V173H43ZM95 175H97V173ZM109 175L112 176V173L109 174ZM156 175L157 174H155V176ZM87 176H88V173H87ZM89 176H90V174H89ZM159 176H160V174H159ZM36 177L34 178V181L32 180L33 181V184L30 183V185L31 184L34 185V182H36L35 179H37ZM43 177H41L42 179L40 178L41 180H39V181L43 182V180H44ZM59 177H61V176H59ZM97 178H100V180H99L100 181L99 182V188H98V190H96V191H98V193H97L98 194V200L100 201L99 202V205H100L99 206V209H100V212H103V214L106 215L108 221L117 222L118 221L117 219L120 218L121 219V222H122L125 219V217H123V216L125 215L124 213H126L127 210H133L134 211V212H131V213H135L136 212V210H134V208L136 209L137 206H139V204H138V201L139 200L138 199H140V197H139L140 195L137 196L135 194L136 195V197L134 196L135 198L133 196L132 197L130 196L129 198L127 197V199H124L123 197H121V199H120V197H119V199L118 198L117 199L116 198H113V197L110 196V195H112V193L109 195V193H110L109 191H111L110 190V188H111L110 186L111 185L109 186V182L107 181V177H105V175H102V173H101V177L99 175V176H97ZM153 178H154V176H153ZM31 179H33V178H31ZM81 179H82V177L80 178V180ZM111 180L112 179L109 180L110 183H111ZM157 181H158L157 182L158 183L157 186L158 185L159 186L162 185V183H163L162 180L159 179ZM83 182H85V180ZM116 182H114V183H116ZM119 183H120V181H119ZM171 183H169V185H171ZM119 185H121V184H119ZM128 185H130V184H128ZM154 186H155V188H157L156 187V184ZM164 186H165V191L168 190L170 192L171 190L169 188H171L172 191H173V186H171V187L168 186L169 187L168 189H166V185H164ZM33 187L30 188V189H32V192H33ZM36 188H37V186H36ZM162 188H163V186L161 187V189ZM30 189H29V191H30ZM212 190H213V194L210 195ZM37 191H39V190L37 189ZM44 191H46V190H44ZM156 191H158V190H156ZM165 191H164V193H165ZM76 192L77 191H74V194ZM112 192H113V189H112ZM156 193L158 194V192H156ZM33 194L35 195L36 193H33ZM59 194L60 193H58V196H59ZM39 195L41 197H43L45 194L43 196L41 194H39ZM184 195H186L185 198H184ZM79 196H76V197H78L80 199ZM44 197H43V199H44ZM73 197H74V195H72V198H71L72 200H73ZM76 197H75V199H76ZM161 198H162L161 200H163V197H161ZM37 199H38L37 200V205H39V206L45 205L44 203H46V202H48V203L51 202V201H46V202L43 203V199L42 198H37ZM46 199H47V195H46ZM53 199L54 198H52V202L55 203V200L53 201ZM61 199H62V197H61ZM61 199L59 198V201H60V204L59 205H61V207H62V206H64L65 203L62 204L61 203ZM94 199H95V197H94ZM35 200H33V201H35ZM81 200H82V198H81ZM84 200L85 199H84V196H83V201ZM96 200H97V196H96L95 201ZM158 200H160V198ZM77 201H79V200H77ZM77 201H75L76 202L75 203V208H76V205H78L80 203V202L78 203ZM204 201L207 203V206H206L207 210H206V212L203 215L199 216V217H196V216L192 217V215L195 213V211H197V209L200 208V206H202V204H203ZM70 202H72V201H70ZM48 203L45 205V208L44 207L43 208H44V211H45V210H47V208H46V207H48L47 205H49V207H50L51 210L48 208L47 211L50 210V212H51L53 210V212H51V214H53V213L55 214L56 211L54 212V210L56 208L57 209L58 208H61L56 203L53 206H58V207L55 208V207L52 206L53 207L52 208L51 207V204H48ZM135 204H136V206H135ZM6 205H9V207L13 209V211H14L15 214H14V217H12L13 218L12 220H7L6 222L3 223V219L4 218L6 219V216H4V214H2V211H4V208L6 207ZM161 205L164 206L166 204L161 203ZM39 206H38V208H39L38 211L40 210V207ZM141 206H142V204H141ZM165 207L167 209V205ZM78 208H79V206H78ZM78 208H76V209H78ZM71 209H72V207H71ZM67 210L68 209H66V212H67ZM47 211H45V214L48 213ZM78 211L75 210V212H78ZM32 212H34V211H32ZM42 212L43 211H41L40 213H42ZM59 212H60V210H59ZM62 212H64L63 209H62ZM67 213H66V215H67ZM43 214H44V212L41 215H43ZM54 214L52 215L53 217H54ZM162 214H165V213H162ZM66 215H63L64 216V219H65ZM79 215L81 216V214H79ZM127 215H128V212H127ZM130 216H133V215L131 214ZM38 217H39V219H38ZM48 217L49 216H47L46 218L48 219ZM164 217L162 218L163 220H164ZM73 218H74V216H73ZM101 218L103 219V216L102 217L100 216V219ZM18 219H20V220H18ZM47 219H46V222H47ZM120 219H119V221H120ZM59 220H61V219H59ZM72 220L73 219H71V221L68 220L69 222L66 225V227H68L69 223H71ZM48 221H51L50 218H49ZM74 221H76V220H73V222ZM84 221H85V218H84ZM60 222L61 221H58L57 225L58 224H61ZM63 222H65V220H63ZM49 223H51V222H49ZM49 223L48 222L46 223L47 226H48ZM46 224H44L45 227H46ZM51 224H53V223H51ZM65 224H66V222L64 223V226H65ZM76 224H78V223H75L74 222V225L73 226L76 227L75 226ZM111 224L112 223H110L109 225H111ZM165 225H163V229L164 230H165L164 227H166ZM35 226H37V228L39 227V228L44 229L42 231L43 233L42 234L41 233H38L37 234V232H39V231L36 232V229L37 228ZM160 226H162V225H160ZM51 227L52 228L53 227L56 228L57 226H56V224H54V226L51 225ZM62 228H63V226H62ZM72 228L73 227L71 225V229ZM57 229L60 230L61 228L59 229V227H58ZM57 229H54L52 231H54V232H55V230L58 231ZM76 229H77V227H76ZM163 229H162V231H164ZM73 230H74V233H73V231H70L68 233L75 234L78 231V229L76 231L74 228H73ZM129 230L131 231V229H129ZM134 230H136L135 227H134ZM9 232H10V234H9ZM61 232H62V230H60V233ZM64 232H66V231H64ZM55 233L58 234L57 232H55ZM152 233H151V235H152ZM11 234H13L12 235L13 236V240L11 241L12 243H11V246H10V244L9 245L6 244L10 240H8L7 242H4V238H6V236H10ZM43 234H46V236L47 235L50 236V238L52 239V242L51 241H48L47 238H46V241H45L44 240L45 239L44 238L45 235L42 236ZM61 234H64V233H61ZM73 234H72V236H73ZM84 234L86 235V233H84ZM154 234H156V233H154ZM36 235H38V240L40 241V242H38L39 245L34 244V245L31 246L30 242L28 243V241L31 239L33 241V243H34L36 241L35 238H37ZM126 235H127L126 238H128L127 239V242H129V245L130 244H133L136 241V239H137L136 238V234L134 233V231H131V232L128 231V234H126ZM156 235H158V232H157ZM72 236L70 237V235H69L70 238L68 237V239H71L72 240V238H73ZM139 237H140V234H139ZM32 238H34V239H32ZM54 238H55V236H54ZM77 238H78V236H77ZM48 239H49V237H48ZM68 239H67V242H68ZM75 239L76 238H74L73 241ZM102 239H100V240L101 241H104ZM6 240H7V238H6ZM60 240L61 239L59 238V241ZM44 241H45V244L47 243L46 244L47 246L44 244ZM59 241H58V238H57V244H56V246L54 245L53 247H55V249L57 250V251L55 250L56 252H58V251L61 252L60 251L61 249L64 252V249H63V246H62L63 243L61 241V243H60L61 245H60L58 243ZM75 241H77V240H75ZM147 241H148V239L146 240V242L144 244H148L151 241V238H150V241L148 243H147ZM153 241L154 242L151 241V243H149L145 247L146 249L147 248H150L149 246H151V244L153 243V250L149 249L152 252L155 250V247L157 246V241L155 239ZM4 243L6 244V246H9V247H4ZM48 243H49V245H48ZM66 243L63 244V245H66ZM173 243H175L176 245H178V250L181 247V245H183L185 247L186 254L188 256L186 257V255H185V259L186 260L184 262H181L178 258L175 257V255H174V252L175 251L172 249V244ZM182 243H184V244H182ZM70 244H72V242ZM73 244L75 245L76 243H73ZM108 244H110V243L108 242ZM179 244H181V245H179ZM35 245H36V248L37 249H35ZM78 245L80 247V244H78ZM78 245H76V247ZM141 245H143V243ZM106 246H107V244H106ZM131 246L132 245H130V250L132 248ZM124 247L125 246H123V248ZM67 248L69 249V246L66 247V249ZM71 248H72V246H71ZM145 248L143 247V249H145ZM139 249H141V246H140ZM139 249H138V251H139ZM30 250H32V251H30ZM74 250H72V251H74ZM76 250L78 251L79 249L77 248ZM132 250H133V248H132ZM133 251H135V250H133ZM63 252H62V254H63ZM144 252H146V254H147V251L146 250ZM154 253H156V252H154ZM72 254L68 253V255L71 258L70 259L71 260L70 261L71 264H74L75 254H73L74 257H73ZM144 254L145 253H143V255ZM149 254L151 255V253H148V255ZM16 255L18 257H20V258H18V260L15 261V259H17V258H15V257H17ZM54 255H55V253H54ZM56 255H57V259H58L57 262L59 263V260H61V258L63 257V255H60L59 256L58 253ZM65 255L67 256V259H64V260H68L69 259L68 258L69 256L67 255V253ZM95 255H97V254H95ZM153 255H155V254H153ZM153 255L151 257H153ZM51 256H53V255H51ZM146 257L148 258L147 255H146ZM45 258H44V262H45ZM55 258H53V259H55ZM50 259H51V261H53L51 257H50ZM50 259H48L49 260V263H51ZM150 259H152V258H150ZM150 259H149V261H151ZM64 260L62 261L63 263L65 262ZM66 262H65V264H66ZM79 262H81V261H79ZM34 263H37V262H34ZM38 263H39V261H38ZM52 263L54 264V263H56V261H54ZM40 264H41V262H40ZM47 264H48V262H47Z\"/></svg>",
	"mask_w": 264,
	"mask_h": 264
},
{
	"label": "water",
	"instance_id": "water-1",
	"mask_svg": "<svg viewBox=\"0 0 264 264\" xmlns=\"http://www.w3.org/2000/svg\"><path fill=\"white\" fill-rule=\"evenodd\" d=\"M202 264H264V106L229 181Z\"/></svg>",
	"mask_w": 264,
	"mask_h": 264
},
{
	"label": "built area",
	"instance_id": "built-area-1",
	"mask_svg": "<svg viewBox=\"0 0 264 264\" xmlns=\"http://www.w3.org/2000/svg\"><path fill=\"white\" fill-rule=\"evenodd\" d=\"M206 206H207L206 203H203L202 206H200V208H198L197 211H195V213L192 215V217H194V216L199 217V216L203 215L207 210ZM177 253L180 257H185V255H186L185 247L183 245H181V247L179 248Z\"/></svg>",
	"mask_w": 264,
	"mask_h": 264
}]
</instances>
